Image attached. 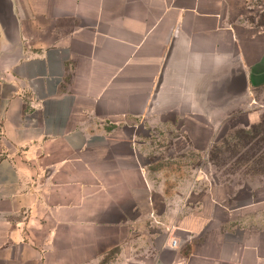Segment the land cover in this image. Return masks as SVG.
Segmentation results:
<instances>
[{
	"label": "crops",
	"instance_id": "1",
	"mask_svg": "<svg viewBox=\"0 0 264 264\" xmlns=\"http://www.w3.org/2000/svg\"><path fill=\"white\" fill-rule=\"evenodd\" d=\"M232 113L264 120V0H0V264H264V183L140 159L164 126L206 158Z\"/></svg>",
	"mask_w": 264,
	"mask_h": 264
},
{
	"label": "rangeland",
	"instance_id": "2",
	"mask_svg": "<svg viewBox=\"0 0 264 264\" xmlns=\"http://www.w3.org/2000/svg\"><path fill=\"white\" fill-rule=\"evenodd\" d=\"M229 120L228 129V124L220 128L219 133L225 136L214 141L212 150L206 158L188 152L186 147L180 151L181 153L173 155V146L176 142L174 136L177 133L171 126H164L165 133L159 132L161 135L159 137H156L157 131H162V129L152 131L154 137L145 144L140 156L141 162L148 165L152 176L157 177L158 170H160L163 171L162 177L175 178L182 184H187L195 173L196 177L200 174L205 177L206 173L207 178L213 184L230 185L229 191L228 189L225 191L235 196L242 189L239 185L264 183V127L253 130L254 134L246 135L243 132L247 131L250 126L243 128L242 121H238L237 113L229 115ZM226 130H228L227 134H225ZM167 180L165 182L170 184L171 181ZM194 190L197 193L196 197L199 198L198 196L206 192L207 188L202 182L197 183ZM240 193L243 195L244 191ZM260 213L259 218L254 220L250 218L246 225L255 224L264 234V211ZM161 239L162 236L159 234L157 240L160 242Z\"/></svg>",
	"mask_w": 264,
	"mask_h": 264
},
{
	"label": "trees",
	"instance_id": "3",
	"mask_svg": "<svg viewBox=\"0 0 264 264\" xmlns=\"http://www.w3.org/2000/svg\"><path fill=\"white\" fill-rule=\"evenodd\" d=\"M262 127H264V120H262V122L257 124V125H252L247 131H245L243 133L246 135H249V134L251 135V134H254V133H252L253 130H256V129L262 128Z\"/></svg>",
	"mask_w": 264,
	"mask_h": 264
},
{
	"label": "built area",
	"instance_id": "4",
	"mask_svg": "<svg viewBox=\"0 0 264 264\" xmlns=\"http://www.w3.org/2000/svg\"><path fill=\"white\" fill-rule=\"evenodd\" d=\"M177 246H178V242L176 241V240H171V242H170V247L171 248H177Z\"/></svg>",
	"mask_w": 264,
	"mask_h": 264
}]
</instances>
